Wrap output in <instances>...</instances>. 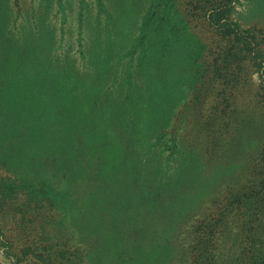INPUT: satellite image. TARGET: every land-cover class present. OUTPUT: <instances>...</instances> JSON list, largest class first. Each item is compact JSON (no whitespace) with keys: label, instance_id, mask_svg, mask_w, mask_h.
<instances>
[{"label":"rangeland","instance_id":"1","mask_svg":"<svg viewBox=\"0 0 264 264\" xmlns=\"http://www.w3.org/2000/svg\"><path fill=\"white\" fill-rule=\"evenodd\" d=\"M143 2L0 0L6 97L31 102L15 118L0 109L6 240L29 250L16 263L0 233V264H43L31 253L57 244L64 264H264V0ZM155 68L166 78L153 107ZM233 82L253 91L240 117ZM82 83L94 92L67 165L56 115ZM15 119L38 127L27 142L8 134Z\"/></svg>","mask_w":264,"mask_h":264},{"label":"trees","instance_id":"2","mask_svg":"<svg viewBox=\"0 0 264 264\" xmlns=\"http://www.w3.org/2000/svg\"><path fill=\"white\" fill-rule=\"evenodd\" d=\"M1 1H4V0H1ZM133 2L135 4H137V5H139V7L140 6L145 7V4H144L143 0H133ZM1 62L2 61L0 60V69L3 68V63H2V66H1ZM174 64L176 65V70L171 75V78L173 80L175 79V77H176V75L178 73L179 67H184L185 68V66L183 64H181V65H180V63H174ZM177 64H178V66H177ZM154 70L156 72H153L152 82H151V79L148 81V83H149L148 92L146 93L147 95L145 97V98H147L146 102H150L153 107L155 105H157L158 102L163 99V92H162V88L163 87L161 86V79L166 78L165 72L164 73H160L161 71H163L162 68H155ZM180 71H181V69H180ZM169 76L170 75H168V77ZM2 77L3 76H2V73H1L0 74V109L3 108L2 105H4V107L6 109V104H7L11 114L14 111L19 112V109H20V111L22 113L23 112V106L30 107L31 106V102L26 101V102H23V104L20 105L19 100L17 99V96L13 92V89H12V93L11 94L7 91V93L9 95H8V97H6V81H3ZM235 78L239 80L240 76L235 75ZM55 82H56V80H55ZM14 84H16V83L12 80L10 85H14ZM68 84L71 86V84H73V83L70 84L68 82ZM82 84H79V85H82ZM239 84H240V82H233L232 85H231V91L234 90L235 94L240 98V100L242 102L241 108L237 111V117H240V114H244L248 110V107H250L251 102L253 101L250 98L253 91L252 90H250V91L246 90L243 93H241V92H239ZM83 85H82V89L81 90H85V91L79 90L78 93L81 92L82 95L78 94V99L76 97H74L75 96V92H72L71 94H65L64 97L67 98L68 105H67V103L62 105L61 108L58 111V114L56 115V117L58 118L57 122L59 123V126L61 128L60 130H62L64 132L63 135L61 134L60 136L57 137V139H60L58 144L60 146H62V148H61L60 151H57L56 153L65 155V157L62 156L60 158L63 160V162L65 161L67 163V165H68L69 161H71L72 158H73V157H70V155L73 154L75 152L76 147L78 145L80 146L81 143H82L81 136H80V133H82V132L77 126H81L83 124H88V121L85 118H83V114H82V110L83 109H87V107L84 106L82 108V104L83 103H81L80 100H81L82 96L83 97L86 96L87 92L88 93H93L94 91H92L93 87L90 88V89H87L88 85H84V86ZM215 85L216 84L213 83V86H215ZM15 87L17 88V85H15ZM94 90H95V88H94ZM196 92L198 93L197 96L195 94L194 95H195V97L197 99H199L201 94H200V92H198V88L194 91V93H196ZM26 93H25V95H26ZM141 94H142V92H141ZM261 100L264 102L263 98H261ZM71 101H74V105L72 106V109H73V113H74V115L76 116V119H77L76 124H73V122H71V121L69 122V120H68V108L70 106V102ZM258 102L261 103V101H258ZM141 105H142V103H141ZM70 109H71V107H70ZM155 111H156V108L153 109V112H152V115H151L152 118H153V115H154ZM12 115L13 116H11V117L15 118L14 114H12ZM249 115L252 116L250 113H249ZM64 117H66L67 120H65ZM219 117L220 118L215 117L214 119L217 120V121H220L222 119L221 121L225 122V115L224 114L223 115H219ZM147 119H148V117H147ZM159 119L160 118L158 116L156 118V121H159ZM12 122L13 123H12L11 129L9 130L8 134L10 136H20L21 139H23V140L26 139V142H27L28 133H30L34 128L38 129L37 126H35L33 128H32V126H28V124H30L29 122L27 123V125L23 121H16V119L12 120ZM21 122H23V123H21ZM49 123H50L49 121H45L42 124L45 125L48 128L49 127V125H48ZM258 124H260V123H258ZM41 129L42 128L40 127V130ZM21 135H23V136H21ZM212 140H214V139L212 138ZM43 142L46 143L45 140ZM55 142L57 144V141H55ZM58 148H59V146H58ZM80 151L84 155L87 152L86 148H83V149L81 148ZM103 151H105V150H101V155L106 156V153L103 152ZM45 153L47 154L48 152H45ZM50 153H52V154H50ZM56 153H55V151H51V152H49L48 155L53 156V159L54 158L56 159ZM89 154H91V156H89V159H88L90 165L88 163L87 166L91 167L95 163L94 162L95 152H89ZM47 158H48V156H47ZM90 158L93 161L90 162ZM73 162H74V160L71 162L72 165H73ZM75 164H77V161L74 163V165ZM79 169L81 170L80 164L78 165V167L75 168V172L76 173L73 170H71L72 173H70V180L71 179H75V178L77 180V175L79 173ZM101 179H102V175L99 174V175H97V179L95 180V182L97 180L100 181ZM86 187L89 188L90 186H86ZM97 187H100V189H101V184H97ZM21 190L24 191V193H26L28 196H33V194H31V192H30V190L28 188H21ZM19 191L20 190L15 188V190L12 192V194L16 195V194L19 193ZM0 197H3V200H0V233H1L4 245H6V243H7L8 245L10 244V247H12V248H10L12 250H9L10 252H8L9 253L8 257H13V259L16 260V263H18V262H20L21 260H23L26 257V255L28 254L27 251H29V250H23V252H21V250L17 251V247H14L15 249H13V243H11L8 240H6V234H5V229H6V220H5L6 219V187H4L3 184H0ZM34 207L35 206H33L32 208H34ZM41 237H43V236L41 235ZM45 238H47V237L44 236V239ZM61 246L62 245H60V244H57L56 246L55 245L52 246V247L56 248L55 252L52 251V247H49L47 255H45L44 253L35 254L34 252H32L31 255L34 256V257H36V256L41 257V261H42L43 264H53V263L64 264L63 262H60V263H58L56 261L52 262L54 254L59 253V255L62 258V255L67 254L69 252L67 250V248L66 249L65 248H61ZM28 249H30V248H28ZM51 256H52V258H51Z\"/></svg>","mask_w":264,"mask_h":264}]
</instances>
